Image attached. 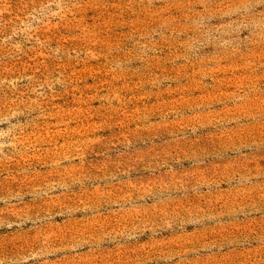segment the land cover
Returning <instances> with one entry per match:
<instances>
[{
  "label": "rangeland",
  "instance_id": "374dc122",
  "mask_svg": "<svg viewBox=\"0 0 264 264\" xmlns=\"http://www.w3.org/2000/svg\"><path fill=\"white\" fill-rule=\"evenodd\" d=\"M0 264H264V0H0Z\"/></svg>",
  "mask_w": 264,
  "mask_h": 264
}]
</instances>
